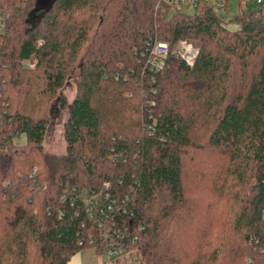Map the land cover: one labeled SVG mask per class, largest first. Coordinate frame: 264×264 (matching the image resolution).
I'll use <instances>...</instances> for the list:
<instances>
[{
    "label": "trees",
    "instance_id": "16d2710c",
    "mask_svg": "<svg viewBox=\"0 0 264 264\" xmlns=\"http://www.w3.org/2000/svg\"><path fill=\"white\" fill-rule=\"evenodd\" d=\"M183 7L0 0V264H68L127 227L138 264H264V1L236 30L205 0ZM179 40L200 49L194 66L170 55L145 69L141 53ZM69 78L66 151L53 155L45 110ZM188 151L226 159L245 192L232 221L189 206Z\"/></svg>",
    "mask_w": 264,
    "mask_h": 264
},
{
    "label": "rangeland",
    "instance_id": "374dc122",
    "mask_svg": "<svg viewBox=\"0 0 264 264\" xmlns=\"http://www.w3.org/2000/svg\"><path fill=\"white\" fill-rule=\"evenodd\" d=\"M168 1V0H166ZM226 11L219 10L215 6L216 15L226 22L230 30H236L238 24L232 22L239 12L254 10L253 2L249 5L239 0H225ZM214 3V1H212ZM175 11L176 7H173ZM183 11L192 14L193 9L183 7ZM194 44V42H192ZM195 45V44H194ZM196 46V45H195ZM197 47V46H196ZM198 48V47H197ZM66 86L58 91L54 99L51 100L46 107L45 112L48 116V128L44 137L43 150L53 155H65L66 143L63 139L64 123L67 120L68 112L61 107L62 98L66 101L73 100L76 94V84L73 78L67 79ZM17 144H25L24 137L15 141ZM185 192L189 206L196 207V209L205 210V214L210 219L219 222L225 219L232 221L233 206L236 208L243 198L245 192L238 190L235 179L228 175L223 168H226L227 161L225 158L218 156L215 153L188 151L185 157ZM236 195V196H235ZM206 221V219L202 220ZM213 221V222H214ZM214 224H216L214 222ZM91 250V248H88ZM86 249V250H88ZM83 252H86L83 250ZM123 259V264H138L137 254L134 251L126 255L119 256L117 259ZM36 262L38 257L36 256Z\"/></svg>",
    "mask_w": 264,
    "mask_h": 264
},
{
    "label": "built area",
    "instance_id": "2783aa9c",
    "mask_svg": "<svg viewBox=\"0 0 264 264\" xmlns=\"http://www.w3.org/2000/svg\"><path fill=\"white\" fill-rule=\"evenodd\" d=\"M172 3L178 7V5L182 4L184 7L188 9H196L198 8V4L201 2V0H171ZM210 4L211 6L218 7L219 10L226 11L228 6H226L225 0H205ZM214 1V3H212ZM244 1L246 5H249V3L253 2V4L256 5H262L264 0H242ZM215 5V6H214ZM6 15L1 14L0 12V27L4 26V20ZM200 49H198L190 40H179L178 43H176L174 46H170L168 43L163 42H157L155 43L150 49H146L145 53H141V57L143 58L142 61L144 63L145 69H148L149 71L154 72H161L164 69H166V63L170 55H175L179 60L181 59L184 61L185 64L189 65L190 67L194 66V61L196 60L197 56L199 55ZM25 65L27 67H32L30 62H26ZM152 106L154 105V102L150 103ZM147 130L150 132L153 130L151 126L147 127ZM108 189V185L104 186V190L106 191ZM108 211H112L111 206H108ZM89 210V209H88ZM90 211V210H89ZM126 213V212H124ZM99 215H102L104 217L107 216L106 210L101 208L99 211ZM106 227V224L102 221L101 227ZM110 232V233H108ZM126 233H128V227L122 231V228H109V230L106 231L104 238L106 240H109L108 243H105L101 255L106 256V260L103 261L100 264H123V259H117L119 256H124L128 254V251L126 249ZM110 238V239H109ZM131 239V238H130ZM135 241V238H132V242ZM94 241L91 240L89 244H93ZM260 252H263V249L260 250ZM248 263H252L253 260L250 258L247 259Z\"/></svg>",
    "mask_w": 264,
    "mask_h": 264
},
{
    "label": "crops",
    "instance_id": "0c3cea01",
    "mask_svg": "<svg viewBox=\"0 0 264 264\" xmlns=\"http://www.w3.org/2000/svg\"><path fill=\"white\" fill-rule=\"evenodd\" d=\"M85 250L86 252H83ZM69 261L68 264H100L106 260V256L99 254L93 248L83 249Z\"/></svg>",
    "mask_w": 264,
    "mask_h": 264
}]
</instances>
